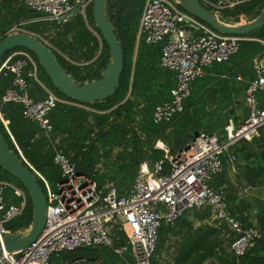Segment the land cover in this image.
<instances>
[{
	"label": "trees",
	"instance_id": "16d2710c",
	"mask_svg": "<svg viewBox=\"0 0 264 264\" xmlns=\"http://www.w3.org/2000/svg\"><path fill=\"white\" fill-rule=\"evenodd\" d=\"M76 1L71 0L73 4H77ZM146 1L109 0L108 15L124 53V71L120 86L112 98L80 103L62 94L36 56L26 49H13L0 60L1 66L15 53H30L38 64V81L29 80L32 98L36 101L45 100L50 91L64 100L49 114L53 127L51 132H46L36 122L26 120L20 104L3 105L10 131L24 158L47 180L53 190L62 181L61 170L54 162L57 151H63L69 156L76 163L79 173L93 178L99 185L106 181L115 182L120 190L124 185L134 184L144 161L149 160L155 165L158 161L166 160L165 151L156 148L157 142L162 140L169 149V155L176 156L190 146L200 132H209V126L214 123L211 119L203 118L206 116L203 104L213 90L202 94V77L193 83L184 113L169 123H154L156 107L171 100L176 77L172 71L160 65L164 44H149L139 36ZM206 1L216 3L218 0L199 2L226 24L252 21L259 15V8L264 7V0H255L231 9L217 10L211 8ZM93 5L94 1H91L85 8V14H77L65 22H59L39 20L43 15L27 6L26 0H0V40L14 26L27 22L21 28L50 46L62 67L78 84L98 81L102 79V74L111 61V53L96 27ZM180 8L184 10L182 6ZM232 37L243 40L240 42L239 52L230 61H235L239 67H249L247 77L251 81L255 78L252 61L264 51V27L247 36ZM139 40L138 54L135 56ZM19 58L20 56H14L12 61ZM231 71L232 69H228L224 72ZM11 85V76L0 75V100ZM208 85L209 82H206L205 87ZM257 97L259 107L264 108L263 93L260 92ZM0 130L11 150L23 160L1 120ZM259 135L251 143L237 146L235 154L240 168L237 181L233 182L224 172L210 184L216 190L225 188L231 215L240 221L244 229H257L261 237L245 255L235 256L230 252L235 238L232 229L224 222L213 221L210 207L193 209L182 215L175 228L162 225L154 264L167 261L168 242L170 237L177 235L179 240L175 245L176 250L167 264H264V199L242 198L240 195V191L246 187L264 188V129L260 130ZM168 171L169 163L166 161L165 172ZM37 178L47 194L44 181L38 175ZM0 182L9 183L27 193L25 187L1 166ZM4 194L8 204L20 202L12 187H8ZM27 196L28 205L24 214L6 225L12 233H23L31 228L34 209L28 193ZM114 237L116 246L128 245L124 232L117 229ZM50 264H136V261L131 247L120 255L114 249L96 246L54 255Z\"/></svg>",
	"mask_w": 264,
	"mask_h": 264
},
{
	"label": "built area",
	"instance_id": "2783aa9c",
	"mask_svg": "<svg viewBox=\"0 0 264 264\" xmlns=\"http://www.w3.org/2000/svg\"><path fill=\"white\" fill-rule=\"evenodd\" d=\"M251 1L255 0L206 2L211 8L225 10ZM26 4L43 15L39 20L49 21H59L78 5L71 0H26ZM180 6L177 0H147L140 20L139 36L149 44H164L161 66L176 74L171 100L154 111L156 124L169 123L184 113L193 83L208 68L230 61L239 52L243 40L215 31ZM25 23L14 26L9 34L27 33L21 28ZM14 56L20 58L12 61ZM252 68L255 78L246 91L249 115L230 138L222 140L215 134L201 132L189 151L176 156L169 155L167 146L160 148L156 144V148L165 151L166 160L155 165L142 163L127 192L122 193L113 182L99 185L93 178L79 173L76 163L63 151H57L54 156L62 174L56 190L31 165L46 185L47 223L36 243L22 251H5L0 255V264H50L54 255L96 246L114 249L120 255L131 247L136 264H154L162 225L175 228L185 212L203 207H210L213 219L226 223L234 232L230 252L238 257L245 255L261 233L255 228L244 229L229 212L226 191L216 190L210 182L223 173L226 156L232 165L236 164L237 157L232 152L237 144L252 140L264 129V108L259 107L257 97L260 92L264 96V51L253 59ZM0 75L12 77L11 87L0 100V120L12 140L9 121L3 113V105L10 102L23 107L26 120L51 132L49 114L64 100L50 91L45 100L32 98L29 80L38 81V64L33 56L24 51L15 53L2 63ZM166 161L168 172H165ZM8 187L14 189L19 203L6 202L4 192ZM27 197L24 190L0 182V240L12 233L6 225L24 214ZM117 229L124 232L128 245L116 246Z\"/></svg>",
	"mask_w": 264,
	"mask_h": 264
},
{
	"label": "water",
	"instance_id": "95a60500",
	"mask_svg": "<svg viewBox=\"0 0 264 264\" xmlns=\"http://www.w3.org/2000/svg\"><path fill=\"white\" fill-rule=\"evenodd\" d=\"M94 1L93 14L96 27L102 34L111 53V61L102 74V79L80 85L62 67L55 51L32 34L13 33L0 40V60L9 51L23 48L33 53L54 86L64 95L80 103H94L112 98L120 86L124 71L123 47L110 21L107 6L109 0H83L72 11L61 17L59 22L83 13V7ZM183 9L215 31L230 36H247L264 27V10L253 21L230 25L222 22L216 14L205 8L199 0H177ZM262 7L259 8V12ZM11 103V102H10ZM198 136V135H197ZM188 146L185 151H189ZM20 160L11 150L10 144L0 130V166L26 189L34 209L31 228L24 233H11L0 240V255L29 248L38 241L47 223L46 194L31 164ZM24 161V162H23Z\"/></svg>",
	"mask_w": 264,
	"mask_h": 264
},
{
	"label": "crops",
	"instance_id": "0c3cea01",
	"mask_svg": "<svg viewBox=\"0 0 264 264\" xmlns=\"http://www.w3.org/2000/svg\"><path fill=\"white\" fill-rule=\"evenodd\" d=\"M76 2H79V0H77ZM84 13L85 11L82 14ZM139 44H140V40L137 43L135 56L138 54ZM160 65H161V60H160ZM228 69H232L231 73L224 72L227 71ZM248 70L249 67L247 68H245V66L239 67L237 66V63L235 61H229L222 64H215L213 67L208 68L204 76L201 78L202 81L201 86H203L204 84L202 94L204 95L205 92H211V90H213L209 94L208 100L205 101L203 104L204 105L203 111L206 114V116L203 118L211 119L214 122L208 128L209 133L217 135L222 140H227L228 138H230L232 134H234L237 127L242 122H244V120L249 115V107L246 101V91L248 88V84L250 82L249 78L247 77ZM174 75L176 77L175 73ZM206 82H209V85L207 87H205ZM195 88L197 89V82ZM82 108H85L87 110H92L86 107H82ZM92 111L95 112L94 110ZM259 138H261V135H259ZM252 140H244L243 142L237 144L233 149L232 155L234 154L237 157V155L235 154L237 150V146L239 145V147H242L246 143H251ZM13 142L17 150L20 152L21 156L24 158L23 153L15 138L13 139ZM157 144L160 146V148H162V146H167L162 140L157 142ZM224 159H225V168L223 173L226 172L229 178L233 182H236L240 172V168L238 167V158L235 165H232L230 163L228 156H226ZM144 162H148L149 164H151L149 160H146ZM106 182H112V181H106ZM132 186H133L132 184L124 185V187H120V191L122 193L127 192ZM221 189L225 190V188H221ZM240 195L242 198L259 197L264 199V188L252 189L246 187L245 189H242L240 191ZM212 220L215 221L213 217ZM178 240H179L178 235L170 237L167 246V248L169 249L168 252L169 256L166 257L167 261L163 262V264H167L171 261V258L174 255V251L176 250L175 245Z\"/></svg>",
	"mask_w": 264,
	"mask_h": 264
},
{
	"label": "rangeland",
	"instance_id": "374dc122",
	"mask_svg": "<svg viewBox=\"0 0 264 264\" xmlns=\"http://www.w3.org/2000/svg\"><path fill=\"white\" fill-rule=\"evenodd\" d=\"M79 1H83V0H79ZM264 10V7L262 8V10L259 12V15H260V13L262 12ZM253 21V20H252ZM249 22H251V21H247V20H243V22L242 23H240V25L241 24H246V23H249ZM230 25H239V24H230ZM12 134V133H11ZM12 138V137H11ZM116 154V153H115ZM103 170H106V169H103ZM108 170H106V172H107Z\"/></svg>",
	"mask_w": 264,
	"mask_h": 264
},
{
	"label": "clouds",
	"instance_id": "9594fccd",
	"mask_svg": "<svg viewBox=\"0 0 264 264\" xmlns=\"http://www.w3.org/2000/svg\"><path fill=\"white\" fill-rule=\"evenodd\" d=\"M77 4H78V2H77ZM85 8H86V7H85ZM84 11H85V10H84ZM84 11H83V12H84ZM84 14H85V13H84ZM64 22H65V21H64ZM8 34H9V33H8ZM26 34H28V33H26Z\"/></svg>",
	"mask_w": 264,
	"mask_h": 264
}]
</instances>
